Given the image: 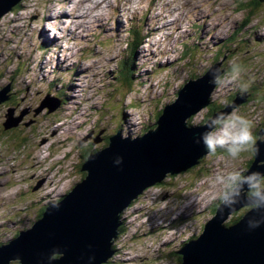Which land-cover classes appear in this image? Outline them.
I'll return each instance as SVG.
<instances>
[{
	"label": "rangeland",
	"instance_id": "obj_1",
	"mask_svg": "<svg viewBox=\"0 0 264 264\" xmlns=\"http://www.w3.org/2000/svg\"><path fill=\"white\" fill-rule=\"evenodd\" d=\"M64 1L20 0V6L15 4L0 17V97L9 94V100L0 104L2 243H9L18 232L21 234L42 220L39 206H49V202L71 192L84 176L83 153L90 149L98 151L104 141L108 146L110 141L106 140L115 134V123L123 125L122 141L143 135L146 126L148 129L155 126L157 115L166 103L176 100L185 82L204 77L215 65L220 64L218 71L222 73L208 98L210 103L196 112L188 125L205 126L212 110L221 105L213 115L224 111L232 106L236 95L245 93V102L229 114L238 112L247 116L253 123L254 136L255 132L259 133L257 141L264 142V127L261 128L264 90L254 85L264 84V0L259 6L252 0H190L193 6L189 0ZM96 3L100 6L93 9ZM155 3L158 9L150 14ZM78 4L80 8L76 10ZM197 6L198 10L190 9ZM69 14L68 25L63 16ZM72 15L80 19L71 18ZM173 16L176 19L171 26ZM137 27L141 29V38L135 42L128 30L132 32ZM80 28L82 37L75 38L73 30ZM150 29L158 34L143 37ZM43 30L48 39H54L55 32H59L56 36L61 39L55 45L45 44L51 50L45 58H40L36 45L41 36L46 40ZM236 30L238 35L231 37ZM102 39L112 43L100 46L98 42ZM226 45L231 46L227 47L229 50ZM186 46L192 47V51ZM132 53L137 54L136 75L143 84L140 91L122 97L115 91L114 78L119 72L118 65L132 58ZM18 59L27 61L23 75L17 71ZM234 63L245 70L241 82L249 83L246 92L229 78ZM161 66L167 68L160 71ZM78 68L84 75L75 78ZM49 84L56 85L53 91L57 97L64 89L74 95L69 109L59 106L55 111L46 108L39 111L40 102L50 96L46 94ZM9 87L10 91L6 92ZM69 88L74 91L70 93ZM134 102L139 107L133 110L130 107L136 105ZM9 114L22 119L16 126L5 129L3 124ZM128 122L135 135L127 132ZM251 159V154L242 153L233 162L221 151L215 157L206 156L194 169L167 176L163 183L143 191L121 212L123 223L111 245L116 253L106 264L182 263L176 252L184 243L200 236L204 224L215 216L216 196L223 191L218 188L216 177L234 168L245 169L246 161ZM246 211L247 206H243L231 212L223 225L240 218L236 213L243 217ZM60 257L55 254V259ZM9 262L19 264V261Z\"/></svg>",
	"mask_w": 264,
	"mask_h": 264
},
{
	"label": "water",
	"instance_id": "obj_2",
	"mask_svg": "<svg viewBox=\"0 0 264 264\" xmlns=\"http://www.w3.org/2000/svg\"><path fill=\"white\" fill-rule=\"evenodd\" d=\"M19 2L0 0V17ZM219 65L210 69L217 71L218 76L222 73L218 71ZM210 70L178 90L176 100L162 109L154 123L155 129L124 141L118 130L109 138L108 146L92 153L81 169L87 174L85 178L58 204L46 207L42 220L36 221L9 245L0 246V264H8L10 260L37 264L42 253L57 245L65 252L55 253L61 257L55 259L54 264H86L89 255H95L96 264L109 258L114 253L109 241L116 238L117 228L122 225L120 214L133 199L163 183L167 176L198 166L210 154L203 143H192V136H199L206 127L188 125V120L210 103L208 98L216 87V83L211 82ZM7 89L6 92L10 91V87ZM7 94L0 97V104L9 100ZM245 98V93L236 95L232 106L219 113H229L244 103ZM59 106L58 100L47 97L38 109L46 108L51 112ZM16 125L17 121L10 119L3 124L5 129ZM257 143L261 152L253 156L249 171H264V165L259 164L264 163V142ZM118 156L123 158L120 165L113 163ZM218 209L219 206L200 236L176 252L182 258L181 264H264V225L248 231L243 221L245 213L237 223L226 227L223 223L231 212L225 214Z\"/></svg>",
	"mask_w": 264,
	"mask_h": 264
},
{
	"label": "clouds",
	"instance_id": "obj_3",
	"mask_svg": "<svg viewBox=\"0 0 264 264\" xmlns=\"http://www.w3.org/2000/svg\"><path fill=\"white\" fill-rule=\"evenodd\" d=\"M244 69L234 63L230 73V80L237 83L242 92H246L249 83L243 80ZM212 83L218 82V72L210 70ZM206 131L199 136H192L195 145L203 143L210 153H216L217 149L226 151L228 158L235 162L242 153L259 156L260 145L253 134V123L245 115L238 112L217 113L211 116L206 125ZM122 157H116L114 164L120 165ZM221 194L216 196L219 209L225 214L235 211L241 206H247V213L243 219L248 231L255 230L264 225V171H249L243 168H234L227 173L216 177ZM60 246H53L38 257L37 264H54L55 253H63ZM83 259V256L80 257ZM86 264H96L95 255L87 256Z\"/></svg>",
	"mask_w": 264,
	"mask_h": 264
},
{
	"label": "trees",
	"instance_id": "obj_4",
	"mask_svg": "<svg viewBox=\"0 0 264 264\" xmlns=\"http://www.w3.org/2000/svg\"><path fill=\"white\" fill-rule=\"evenodd\" d=\"M253 2H254V5L255 6H259V2L261 3L262 1L260 0H252ZM19 6H20V3H19ZM15 11L18 9V6H16L15 8ZM251 13H253V12H251ZM139 32L138 31H136L135 33H134V36H135V42H137V39L139 38ZM131 46H134V44H131ZM226 48L227 47H231V46H228V45H226L225 46ZM191 48L192 47H188L187 49H190V51H192L191 50ZM227 50H229L228 48H227ZM189 51V50H188ZM184 56H185V58H186V56H187V52L186 53H184ZM220 57H222V56H220ZM218 59H216L215 60V62L217 61ZM26 67H27V61L24 59L21 63H19V66H18V68H17V71L19 72L18 74L19 75H23V73H24V71H25V69H26ZM121 68H122V70H121V72L116 76V79H117V85L114 87L115 88V91H116V93L117 94H119V95H122V97H125L126 96V94H129V93H131V92H136L137 90H136V88L138 87H140V85H138V82L136 81V79H135V75H132V73L134 72V68H133V60H132V58H130L129 57V59L126 61V62H123V65L121 66ZM134 82H135V84H134ZM188 82V81H187ZM186 83V82H185ZM184 83V84H185ZM255 85V87H256V89H262V90H264V84L263 83H258V84H254ZM183 86V85H182ZM181 86V87H182ZM54 87H55V85H50L49 86V90H48V92H53V90H54ZM180 87V88H181ZM59 93V92H58ZM59 94H61V96L60 97H58V98H60L61 99V103H62V107L64 108L66 105H67V100L66 101H62V98L63 97H65L66 98V92L65 91H62V92H60ZM17 99V98H16ZM67 99V98H66ZM66 102V103H65ZM136 103V105H132V108H138L139 107V103L138 102H135ZM221 108V105L220 106H218V109H220ZM217 108L215 109V110H212L211 112H210V114L208 115V117L211 115H213V113L214 112H216L217 110H218ZM123 111H121L120 113H122ZM161 113L159 112V114L157 115V119H158V117H159V115H160ZM261 127H264V125H261ZM148 129V126H146V128L144 129L145 131ZM153 129H155L154 127H153ZM117 130H122V131H124V128H123V125H121V123L120 124H118V123H115V125H114V129H113V132L115 131H117ZM113 134V133H112ZM107 139V138H106ZM107 142L109 141V139H107L106 140ZM106 142L104 141V144H102V146L103 147H100V148H104V147H106L107 145L105 144ZM106 145V146H105ZM100 148H98V150L100 149ZM222 151V153H226V151H224L223 149H217V152L216 153H212L211 154V156H213V157H215V155L217 154V153H220ZM92 153H94V151L93 150H88V151H86V152H84L83 153V155H82V157H81V159H83V162L85 163V162H87V160H88V158L90 157V155L92 154ZM248 158V157H247ZM202 162V161H201ZM252 162V159L251 160H247L246 161V168H250L251 167V163ZM203 163V162H202ZM202 163H200V164H202ZM81 166V165H80ZM195 168V167H194ZM194 168H192V169H194ZM245 168V169H246ZM79 171H80V167H79ZM81 172V171H80ZM83 178H85V176L87 175L85 172H83ZM173 177V176H172ZM82 178V179H83ZM139 198V197H138ZM217 206V205H216ZM216 210H217V208L215 207L214 209H213V214H215L216 213ZM39 211H40V213H38V215L39 216H41V215H43V213H44V211H45V207L43 206V207H40L39 206ZM38 211V212H39ZM245 213H243V215H244ZM236 215H239V217L240 218H238V219H233V222L234 221H236V223L241 219V217L242 216H240V213H236ZM40 218V217H39ZM232 222V221H231ZM229 225V224H228ZM122 230V229H121ZM123 231H124V228H123ZM16 237H18V235L16 236ZM179 260H180V258H179Z\"/></svg>",
	"mask_w": 264,
	"mask_h": 264
},
{
	"label": "bare ground",
	"instance_id": "obj_5",
	"mask_svg": "<svg viewBox=\"0 0 264 264\" xmlns=\"http://www.w3.org/2000/svg\"><path fill=\"white\" fill-rule=\"evenodd\" d=\"M65 1H68V0H65ZM64 1V2H65ZM72 1V0H71ZM190 1V0H189ZM85 2V1H84ZM90 2V1H89ZM105 2V1H104ZM191 2V1H190ZM75 3H76V0H75ZM83 3V2H82ZM188 3V2H187ZM192 3V2H191ZM80 4H81V2H80ZM80 4H78V5H76V10L77 9H79L80 7ZM97 4V3H96ZM189 4V3H188ZM150 5H152V4H150ZM166 5V4H165ZM170 5V4H169ZM194 4L192 3V6H193ZM96 6V5H95ZM100 6V3H98L97 4V6L95 7V8H93V9H96L97 7H99ZM168 6V5H167ZM90 7V6H89ZM150 7V6H149ZM176 8V7H175ZM180 7H178L177 8V12L180 10L179 9ZM191 10H198V6H197V8H193V7H191L190 8ZM109 10V9H108ZM152 10H153V7H152ZM173 10H175V9H173ZM172 10V11H173ZM148 11V10H147ZM76 12V11H75ZM86 12V11H85ZM173 13H174V11H173ZM191 13H193V11H191ZM73 14V13H72ZM79 14V13H78ZM176 14H179V13H176ZM70 15L71 14H69V15H67V17L66 18H64V16H63V19H65V21H67V23H68V25H69V21H68V19L70 18ZM175 15V14H174ZM61 16V15H60ZM66 16V15H65ZM82 16V15H81ZM177 16V15H176ZM77 18V20H78V18L80 19V17L78 16V15H75V16H71V18ZM68 18V19H67ZM176 18L173 16V19L171 20V22L169 23V24H171V26H172V21H174ZM55 21V20H54ZM61 21V20H60ZM71 21V20H70ZM75 21V20H74ZM63 23H64V21H62ZM62 22H60L61 24L60 25H62L63 23ZM73 22V21H72ZM99 22V21H98ZM75 23V22H74ZM79 23V22H78ZM83 23V22H82ZM85 23V22H84ZM177 23H178V20H177ZM55 26H58L59 24H57V20L55 21ZM103 24V23H102ZM77 25V24H76ZM83 25V24H82ZM81 25V26H82ZM100 25V24H99ZM73 26V25H72ZM86 26V25H85ZM170 26V27H171ZM64 27V26H63ZM61 28H62V26H61ZM75 28V27H74ZM179 27L178 26H176V33H177V31L179 30L178 29ZM61 30V29H60ZM79 31H76V29H74L73 30V32H74V34H75V38H77V35L78 36H80V37H82V29L80 28V29H78ZM154 30V29H153ZM222 30V29H221ZM44 31V30H43ZM51 31V30H50ZM64 31V30H63ZM155 31H157V30H155ZM108 32V31H107ZM44 33H45V37H46V40H45V42L42 40V37L43 36H41V39H40V43L43 45V46H45V44H47L48 42H49V44L50 43H52L53 45H55V43H58V41L61 39V36L59 37V38H57V36H56V34H59V32L57 33V32H55V35H54V39H48V36L46 35V31H44ZM78 33V34H77ZM112 33H113V31H112ZM72 34V33H71ZM175 34V33H174ZM179 34H182V33H179ZM84 36V35H83ZM64 38V37H63ZM65 39V38H64ZM176 40V39H175ZM67 41H69V40H67ZM48 44V45H49ZM58 45H60V44H58ZM154 55V54H153ZM67 58V57H66ZM47 59V58H46ZM45 61V60H44ZM66 61V60H65ZM168 63V62H167ZM42 66V65H41ZM42 69H45L44 68V66H43V68ZM78 70H80L79 68L77 69V75H75V73H74V75H75V78H80V77H82L83 75H84V73H80V71H78ZM41 71V70H40ZM86 72V71H85ZM74 75H72V77H74ZM144 78V77H143ZM72 80V79H71ZM145 81H148V80H144V82ZM71 82V81H70ZM81 87V86H80ZM79 90V89H78ZM72 91H74V88H69V92L71 93ZM75 91H76V89H75ZM83 92V91H82ZM61 95V94H60ZM67 96L68 97H63L64 98V101H66L67 100V108L69 109V107H70V103L72 104V103H74L73 101H74V99H73V96L74 95H70V94H67ZM66 103V102H65ZM75 109V108H74ZM40 111V110H39ZM8 116V115H7ZM193 117V116H192ZM8 119H10L11 120V122H16V121H19L20 122V119H22V116L20 117H17L16 119H14V118H12V116H10V118H8ZM129 119L131 120V118L129 117ZM132 123H133V121H132ZM128 124H129V126L127 127V132L128 133H131L132 132V135L134 134L135 135V133H133V129H132V126H131V122H128ZM66 125V124H65ZM202 124H200V126H201ZM197 126H199V125H197ZM59 129H61V128H59ZM76 129V128H75ZM58 130V129H57ZM63 132H65L64 130H63ZM116 134V133H115ZM114 134V135H115ZM141 134V133H140ZM131 135V134H130ZM140 136H142V135H139V136H137V137H140ZM68 139V138H67ZM45 159V158H44ZM42 182H39V185L41 184ZM53 187V186H52ZM54 191H55V188H54ZM64 196V195H63ZM63 196L61 197L62 199H63ZM60 198V199H61ZM60 199H58V200H56V201H52V202H49L48 204H51V206L52 205H56V204H58L59 203V200ZM46 205V204H45ZM44 205V206H45ZM193 205H195V204H193ZM245 213H247V211L245 212ZM144 214H142L141 216H143ZM143 218V217H142ZM180 219H176L175 221L176 222H178ZM209 221V220H208ZM207 221V222H208ZM228 221V220H227ZM206 222V223H207ZM236 222V221H235ZM205 223V224H206ZM204 224V225H205ZM229 224V225H228ZM233 225V221H232V223L229 221L228 223H227V225H226V227H228V226H232ZM223 229H226L224 226H222V225H220ZM204 227V226H203ZM115 239H117V238H114L113 240L111 239L110 241H109V244H113L114 243V240ZM13 242V240L10 242V243H12ZM111 252H114L113 254H115L116 253V249L114 250L113 248L111 249ZM59 256H61V255H59ZM113 256V255H112ZM112 256H110L109 258H107L102 264H106V263H109V262H111L112 261ZM13 261H17V260H13ZM19 263V262H18ZM181 264V263H180Z\"/></svg>",
	"mask_w": 264,
	"mask_h": 264
},
{
	"label": "flooded vegetation",
	"instance_id": "obj_6",
	"mask_svg": "<svg viewBox=\"0 0 264 264\" xmlns=\"http://www.w3.org/2000/svg\"><path fill=\"white\" fill-rule=\"evenodd\" d=\"M215 203H216V202H215ZM215 203H214V204H215Z\"/></svg>",
	"mask_w": 264,
	"mask_h": 264
}]
</instances>
